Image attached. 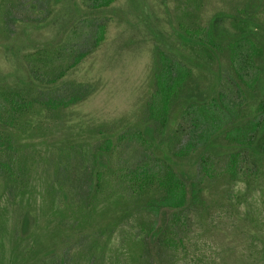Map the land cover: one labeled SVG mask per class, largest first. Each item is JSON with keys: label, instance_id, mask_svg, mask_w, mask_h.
Masks as SVG:
<instances>
[{"label": "rangeland", "instance_id": "obj_1", "mask_svg": "<svg viewBox=\"0 0 264 264\" xmlns=\"http://www.w3.org/2000/svg\"><path fill=\"white\" fill-rule=\"evenodd\" d=\"M247 1L116 0L92 14L82 0H0V89L32 88L30 54L87 46L90 17L108 24L99 47L54 90L75 89L84 99L25 134L23 152L40 163L25 181L29 184L21 189L0 174V264H264V165L254 180L213 182L208 208L191 210L189 223L178 231L184 239L178 251L155 248L131 210L109 209L94 199L80 215L79 202L72 200L77 186L89 180L82 167L101 131L147 126L157 49L192 69L187 93L202 98L224 86L230 72L226 50L206 51L180 33L207 29L225 13L215 24L222 41ZM256 10L264 12V0ZM185 140L173 134L163 141L174 147ZM198 157L176 159L173 165L189 180ZM48 171L52 182L42 199ZM67 189L73 193L68 201Z\"/></svg>", "mask_w": 264, "mask_h": 264}, {"label": "trees", "instance_id": "obj_2", "mask_svg": "<svg viewBox=\"0 0 264 264\" xmlns=\"http://www.w3.org/2000/svg\"><path fill=\"white\" fill-rule=\"evenodd\" d=\"M115 1L82 0L92 14ZM259 1L248 0L232 17L234 29L222 41L215 24L226 18L225 13L207 29L180 33L206 51L228 53L225 87L213 94L198 98L187 93L192 69L165 50L155 51L154 85L145 106L147 126L99 133L88 153L89 162L82 167L81 175L89 180L84 187L77 186L73 199V193L65 191L67 201L79 202L83 211L77 213L83 215L94 199L109 209L131 210L142 219V235L155 248L178 251L184 243L178 231L189 223L191 210L208 208L213 182L258 178L264 165V12L256 10ZM89 20L87 46H71L53 55L47 50L30 54L32 88L0 89V174L21 189L40 164L23 152L25 134L85 97L75 89L61 94L54 90L105 39L107 22L97 17ZM180 101L182 109L173 127ZM173 134L185 142L172 147L163 141ZM194 154L199 155L197 172L187 180L173 162ZM51 177L48 171L45 185L40 186L42 199L50 191Z\"/></svg>", "mask_w": 264, "mask_h": 264}]
</instances>
